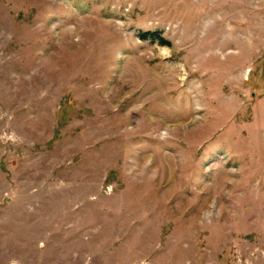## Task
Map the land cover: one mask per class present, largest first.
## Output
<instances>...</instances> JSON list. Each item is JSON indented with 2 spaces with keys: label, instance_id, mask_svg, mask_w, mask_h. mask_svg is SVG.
Here are the masks:
<instances>
[{
  "label": "rangeland",
  "instance_id": "rangeland-1",
  "mask_svg": "<svg viewBox=\"0 0 264 264\" xmlns=\"http://www.w3.org/2000/svg\"><path fill=\"white\" fill-rule=\"evenodd\" d=\"M0 244L264 264V0H0Z\"/></svg>",
  "mask_w": 264,
  "mask_h": 264
},
{
  "label": "crops",
  "instance_id": "crops-1",
  "mask_svg": "<svg viewBox=\"0 0 264 264\" xmlns=\"http://www.w3.org/2000/svg\"><path fill=\"white\" fill-rule=\"evenodd\" d=\"M13 203V200L12 202ZM31 208V207H30ZM31 219L30 221H28V225L26 227H22L21 229V224L16 221V220H12V223L9 225L8 231L10 232V234H15L17 233L18 237L17 238H13L11 239L8 243H7V251L8 250H18L19 252H27L29 255H32L34 257H40V256H44L45 255V241H44V237L46 234V226L45 224H40V220H39V216L38 214L36 215L37 217L34 218V215L31 214ZM39 216V217H38ZM17 230V231H16ZM19 232H23L22 234ZM9 244H11V247L9 246ZM5 251L3 249V246L0 244V251ZM5 253V256H9V252ZM4 257H0V261L2 262V264H12V260L8 261L5 263V261L3 262V258Z\"/></svg>",
  "mask_w": 264,
  "mask_h": 264
},
{
  "label": "trees",
  "instance_id": "trees-1",
  "mask_svg": "<svg viewBox=\"0 0 264 264\" xmlns=\"http://www.w3.org/2000/svg\"><path fill=\"white\" fill-rule=\"evenodd\" d=\"M139 36L142 38V39H146V38H152V39H157L160 43L162 44H168V40L162 38L160 36L159 33L157 32H152V31H143L139 34Z\"/></svg>",
  "mask_w": 264,
  "mask_h": 264
}]
</instances>
